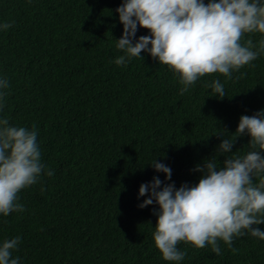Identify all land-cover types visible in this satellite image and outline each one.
I'll return each mask as SVG.
<instances>
[{"label": "trees", "instance_id": "trees-1", "mask_svg": "<svg viewBox=\"0 0 264 264\" xmlns=\"http://www.w3.org/2000/svg\"><path fill=\"white\" fill-rule=\"evenodd\" d=\"M123 2L0 0V25L12 24L0 28V79L9 84L0 119L36 126L46 166L18 193L25 211L0 214V245L20 236V264H177L155 246L159 205L140 208V186L154 177L177 189L198 184L196 166L213 157L223 166L219 144L242 115L264 109V53L232 79L206 75L183 95L178 74L146 51L115 64L125 55L116 47ZM150 34L139 27L136 39ZM249 38L258 47L264 34L246 33L241 44ZM217 79L222 99L207 87ZM250 139L238 137L230 155H246ZM154 160L171 168V180ZM218 243L220 255L180 242L187 255L178 264H264V240L250 233L234 238L236 252Z\"/></svg>", "mask_w": 264, "mask_h": 264}, {"label": "clouds", "instance_id": "clouds-1", "mask_svg": "<svg viewBox=\"0 0 264 264\" xmlns=\"http://www.w3.org/2000/svg\"><path fill=\"white\" fill-rule=\"evenodd\" d=\"M116 11L123 24L116 47L125 55L115 64L126 65L128 58L142 57L146 51L178 74L181 95L206 75L220 73L232 79L234 71L252 65L264 53V39L258 47L251 38L244 45L240 42L246 33L264 34V0H124ZM10 27V23L0 25L4 30ZM139 27L151 34L136 39ZM245 75L240 73L237 79ZM8 87V81L0 79V110L8 95L3 89ZM207 87L212 96L222 99L226 95L218 79ZM214 134L226 136L223 132ZM233 134L218 146L217 156L228 154L223 166L217 157L196 166L194 171L203 173L198 184L185 183L177 189L174 182L163 184L154 177L140 186L139 196L147 198L139 207L154 202L159 205V210H154L158 220L153 238L165 261L178 264L185 258L187 253L178 249L180 242L200 249L210 245L220 255L218 241L236 252L232 246L236 237L250 233L264 240V230L254 227L264 224V109L252 116L242 115ZM245 134L251 137L250 151L243 157L230 155L235 153L232 149L237 138ZM37 136L35 125L29 130L11 126L7 118L0 119V214L4 216L25 211L18 193L37 183L46 167ZM152 166L171 180L170 167L156 160ZM254 177H259V183H254ZM20 241V236L4 240L0 264H20V257H13Z\"/></svg>", "mask_w": 264, "mask_h": 264}, {"label": "bare ground", "instance_id": "bare-ground-1", "mask_svg": "<svg viewBox=\"0 0 264 264\" xmlns=\"http://www.w3.org/2000/svg\"><path fill=\"white\" fill-rule=\"evenodd\" d=\"M1 217H2V216H1ZM6 221H7V220H6ZM6 221H5V224H6ZM0 222H1V221H0ZM6 225H7V224H6ZM0 226H1V225H0ZM3 228H4V227H3ZM6 229H7V228H6ZM6 229H5V230H6ZM6 231H7V230H6ZM4 237H5V236H4Z\"/></svg>", "mask_w": 264, "mask_h": 264}]
</instances>
